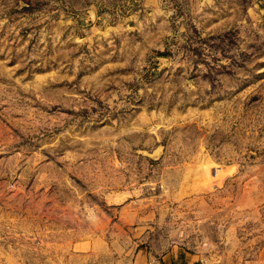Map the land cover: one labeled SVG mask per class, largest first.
<instances>
[{"label":"rangeland","instance_id":"rangeland-1","mask_svg":"<svg viewBox=\"0 0 264 264\" xmlns=\"http://www.w3.org/2000/svg\"><path fill=\"white\" fill-rule=\"evenodd\" d=\"M176 254L264 264V0H0V264Z\"/></svg>","mask_w":264,"mask_h":264},{"label":"crops","instance_id":"crops-1","mask_svg":"<svg viewBox=\"0 0 264 264\" xmlns=\"http://www.w3.org/2000/svg\"><path fill=\"white\" fill-rule=\"evenodd\" d=\"M194 255L187 256L186 254H180L177 256V254L174 256L173 262L174 264H189L190 261H195ZM198 260V259H197Z\"/></svg>","mask_w":264,"mask_h":264}]
</instances>
